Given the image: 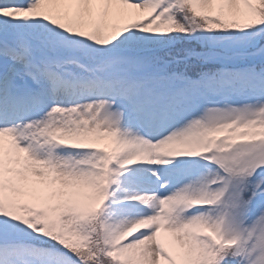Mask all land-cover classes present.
I'll list each match as a JSON object with an SVG mask.
<instances>
[{"label": "snow or ice", "instance_id": "6c2138e0", "mask_svg": "<svg viewBox=\"0 0 264 264\" xmlns=\"http://www.w3.org/2000/svg\"><path fill=\"white\" fill-rule=\"evenodd\" d=\"M0 264H264V0H0Z\"/></svg>", "mask_w": 264, "mask_h": 264}]
</instances>
